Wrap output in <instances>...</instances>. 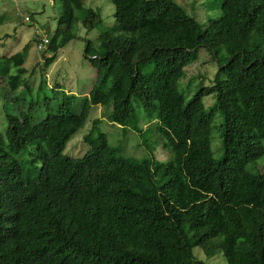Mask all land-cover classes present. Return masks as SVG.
<instances>
[{
  "label": "trees",
  "instance_id": "16d2710c",
  "mask_svg": "<svg viewBox=\"0 0 264 264\" xmlns=\"http://www.w3.org/2000/svg\"><path fill=\"white\" fill-rule=\"evenodd\" d=\"M111 1L120 18L104 32L101 53L86 48L97 77L81 110L65 95L50 109L57 97H46L45 116L34 106L8 115L25 125L29 144L10 122L0 133V264H206L219 252L226 264H264V173L248 170L264 156V0H221L223 14L207 24L177 0ZM53 2L62 12L53 53L73 38L76 11L89 30L102 23L74 0ZM202 48L220 69L212 86L191 94L181 84ZM26 50L0 56L7 112L21 104ZM206 95L214 96L209 109ZM92 106L152 154L162 143L171 158L127 157L99 119L85 136L88 150L71 157L68 144Z\"/></svg>",
  "mask_w": 264,
  "mask_h": 264
},
{
  "label": "rangeland",
  "instance_id": "374dc122",
  "mask_svg": "<svg viewBox=\"0 0 264 264\" xmlns=\"http://www.w3.org/2000/svg\"><path fill=\"white\" fill-rule=\"evenodd\" d=\"M184 4L189 14H194L202 24H207L208 19H217L223 14L221 0H177ZM76 8H92L101 16V24L94 29H87L81 19V13L76 11L77 21L73 29V38L56 53L49 49L39 50L38 44L44 38L52 39L62 20L61 6L54 5L53 0H0V56L12 57L17 53L26 50V63L24 65L28 72L24 74L25 85L19 89L21 104L10 109L5 107L4 81L0 77V133H5L10 122L21 140L25 144L31 142L30 134L20 119L9 121L8 115L19 116L20 111H29L34 106L33 114H47L44 99L47 97H57L50 101V109H57L64 103L65 96L72 100L73 105H77V110H81L90 91L93 88L97 77V70L91 61L85 56L88 44L101 53L103 49V34L106 30L115 28L120 18L119 8L111 0H74ZM29 17L30 21H26ZM61 32L63 28L61 27ZM227 56L225 50L219 52L222 59ZM101 58V56L99 55ZM47 59L53 62L47 66ZM220 69L215 54L205 48L198 53L196 62L186 69V77L182 81L181 87L190 85L187 90L191 94L212 86V81ZM189 70L196 73L190 82ZM17 74V68L10 71L9 76ZM213 95L204 97V104L207 109L212 105ZM71 104V105H72ZM105 107L92 106L85 126L80 129L67 147V153L71 157H81L88 150L85 143V136L91 130L94 120H100V130L107 135L112 146L123 147L126 156L131 159L145 160L156 158L160 161H167L171 158V153L163 147L161 143L152 146L153 154L143 145L141 136L133 134L129 130L121 128L117 124L111 123L107 117H103ZM192 113L201 110V104H195L191 109ZM51 111V110H50ZM193 113V114H194ZM12 118V117H10ZM221 122L219 115L214 122L212 148L216 159L223 156V142L221 138ZM148 127L147 121L143 125V130ZM135 132V131H134ZM153 140V139H152ZM158 145V146H157ZM248 170L253 173H264V156L255 163L248 165ZM198 257L206 259L204 253L197 249ZM206 264H226L223 254L217 253L214 257L207 259Z\"/></svg>",
  "mask_w": 264,
  "mask_h": 264
},
{
  "label": "built area",
  "instance_id": "2783aa9c",
  "mask_svg": "<svg viewBox=\"0 0 264 264\" xmlns=\"http://www.w3.org/2000/svg\"><path fill=\"white\" fill-rule=\"evenodd\" d=\"M29 20H30L29 17H27L26 18V21H29ZM49 43H50V39L44 38L43 41L39 42L38 49L39 50L48 49Z\"/></svg>",
  "mask_w": 264,
  "mask_h": 264
},
{
  "label": "clouds",
  "instance_id": "9594fccd",
  "mask_svg": "<svg viewBox=\"0 0 264 264\" xmlns=\"http://www.w3.org/2000/svg\"><path fill=\"white\" fill-rule=\"evenodd\" d=\"M90 92H91V91H90ZM65 96H66V95H65ZM67 97H68V96H67ZM87 98H88V97H87ZM87 98H86V99H87Z\"/></svg>",
  "mask_w": 264,
  "mask_h": 264
}]
</instances>
